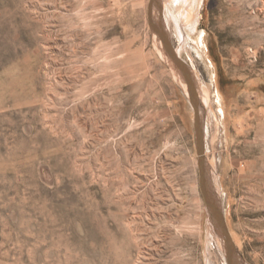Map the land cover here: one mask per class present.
I'll return each mask as SVG.
<instances>
[{"label":"rangeland","instance_id":"1","mask_svg":"<svg viewBox=\"0 0 264 264\" xmlns=\"http://www.w3.org/2000/svg\"><path fill=\"white\" fill-rule=\"evenodd\" d=\"M160 1L226 228L264 264V0ZM150 4L0 0V264H227Z\"/></svg>","mask_w":264,"mask_h":264},{"label":"water","instance_id":"2","mask_svg":"<svg viewBox=\"0 0 264 264\" xmlns=\"http://www.w3.org/2000/svg\"><path fill=\"white\" fill-rule=\"evenodd\" d=\"M150 25L154 33L157 34L159 38L161 39L167 55L172 60V62L175 64V66L178 68V70H180L182 75H184L189 85V89H190L189 98H190V101L195 111V135H196V144H197L198 154H199L200 187H201V190H202L205 202H206V207H207L209 218H212L213 216L217 215L219 217L218 218L219 221L223 225V230L225 232V238L227 241L226 243L227 253L225 254L227 264H234L232 260L230 259V255L232 253L237 255L240 264H244V262L242 261L240 255L237 253L232 243V240L230 238V235L228 233V230L224 222L223 215L220 211V207L216 209L211 202L210 190L207 188V185H206L207 180L211 182V186L213 187V193L215 192L216 194V191L214 189V186H213V183L210 177V173H209V168L207 166V163L204 157V146H205L204 145V138H205L204 137V123L200 117L203 111H202L200 100L198 98V93L196 91V82L194 80V76H193V73L190 67L184 61L180 59L178 53L174 50V48L171 45L169 33L167 31L166 22L164 19L163 7H162V3L160 0H151ZM217 203H218V199H217Z\"/></svg>","mask_w":264,"mask_h":264},{"label":"bare ground","instance_id":"3","mask_svg":"<svg viewBox=\"0 0 264 264\" xmlns=\"http://www.w3.org/2000/svg\"><path fill=\"white\" fill-rule=\"evenodd\" d=\"M186 1H188L189 3H192V0H186ZM193 9H194V7H193ZM183 12H185V10H183ZM190 20V19H189ZM177 33V32H176ZM157 37H156V35H155V39H156ZM158 42H159V44L163 47V43H162V41H161V39H159L158 40ZM159 51H160V53H161V56H163L166 60H168V61H170L171 62V67H172V69H173V71H174V74H175V78L177 79V81L182 85V87L185 89V92H187V94L190 96V89H189V85H188V83H187V81H186V78L184 77V75H182V73L180 72V70H178V68L175 66V64L172 62V60L169 58V57H167V55H165V53L161 50V49H159ZM166 51V50H165ZM200 89V88H199ZM202 91V90H201ZM200 91V92H201ZM207 95V94H206ZM208 97V96H207ZM208 101H207V99L205 98V99H203V105H202V107H203V109H205V108H208ZM205 107V108H204ZM212 125V124H211ZM213 140H214V138H213ZM212 140V143L214 142ZM243 154H244V156L246 155V153H245V151L243 150V152H242ZM212 164V163H211ZM216 166V165H215ZM215 166H214V169H215ZM213 168V167H212ZM258 180H260L261 181V179H260V177L258 176V178H257ZM207 188L210 190V194H211V202H212V204H213V206L217 209V208H219V205H218V203H217V197L215 196V193H213V188H212V186L210 185V181L209 180H207ZM219 217L217 216V215H215V216H213L212 218H210L211 219V223H212V226H213V235L215 236V237H217V238H219V242H220V244H221V247H223V249H224V252H225V254L227 253V249H226V243H227V241H226V238H225V232H224V230H223V225H222V223L219 221V219H218ZM220 222V223H219ZM209 234H212L211 232L209 233ZM215 239V238H214ZM220 246V245H219ZM230 259L232 260V262L234 263V264H240L239 263V259H238V257H237V255L236 254H234V253H232L231 255H230Z\"/></svg>","mask_w":264,"mask_h":264}]
</instances>
